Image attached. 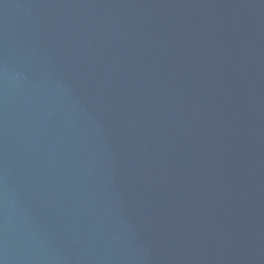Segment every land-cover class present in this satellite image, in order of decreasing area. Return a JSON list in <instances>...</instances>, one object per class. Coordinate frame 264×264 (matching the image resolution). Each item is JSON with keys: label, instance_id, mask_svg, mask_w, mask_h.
Masks as SVG:
<instances>
[{"label": "water", "instance_id": "water-1", "mask_svg": "<svg viewBox=\"0 0 264 264\" xmlns=\"http://www.w3.org/2000/svg\"><path fill=\"white\" fill-rule=\"evenodd\" d=\"M0 264H264V0H0Z\"/></svg>", "mask_w": 264, "mask_h": 264}]
</instances>
